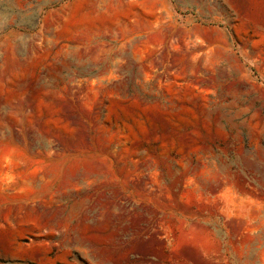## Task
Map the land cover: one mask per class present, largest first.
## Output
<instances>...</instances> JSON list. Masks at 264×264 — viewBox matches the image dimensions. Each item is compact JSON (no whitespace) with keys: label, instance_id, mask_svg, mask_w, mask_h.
Segmentation results:
<instances>
[{"label":"rangeland","instance_id":"1","mask_svg":"<svg viewBox=\"0 0 264 264\" xmlns=\"http://www.w3.org/2000/svg\"><path fill=\"white\" fill-rule=\"evenodd\" d=\"M0 264H264V0H0Z\"/></svg>","mask_w":264,"mask_h":264}]
</instances>
